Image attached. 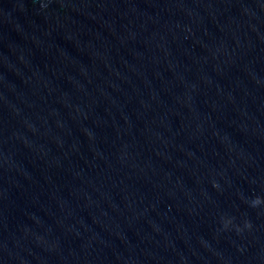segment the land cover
I'll return each mask as SVG.
<instances>
[{"label": "water", "instance_id": "water-1", "mask_svg": "<svg viewBox=\"0 0 264 264\" xmlns=\"http://www.w3.org/2000/svg\"><path fill=\"white\" fill-rule=\"evenodd\" d=\"M0 264H264V0H0Z\"/></svg>", "mask_w": 264, "mask_h": 264}, {"label": "clouds", "instance_id": "clouds-1", "mask_svg": "<svg viewBox=\"0 0 264 264\" xmlns=\"http://www.w3.org/2000/svg\"><path fill=\"white\" fill-rule=\"evenodd\" d=\"M261 202V199L259 197H257L254 201V204H259Z\"/></svg>", "mask_w": 264, "mask_h": 264}]
</instances>
